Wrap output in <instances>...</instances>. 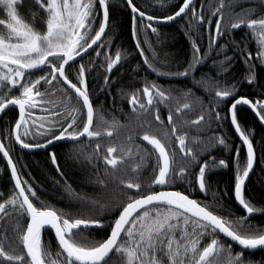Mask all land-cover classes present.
<instances>
[{"label":"snow or ice","instance_id":"snow-or-ice-1","mask_svg":"<svg viewBox=\"0 0 264 264\" xmlns=\"http://www.w3.org/2000/svg\"><path fill=\"white\" fill-rule=\"evenodd\" d=\"M162 2L171 4V0H155L157 4ZM241 3L242 0H218L211 14L205 16L202 9L197 10L193 0H177L171 14L157 16L148 14V0L139 6L134 0H125L132 13V37L140 55L144 57V64L157 75L170 77L191 75L204 57L193 40L192 60L188 66L183 71H162L144 55L139 39L141 33L147 36L149 29L159 35L153 22L186 19L188 31L185 35L214 23V30L209 31L210 45H215L231 30L245 26L258 41L255 58L264 63V11H261L264 0H249V7H240L239 12L235 11ZM34 4L44 14L39 17V21L45 25L43 29L36 27L38 12H32L30 20L21 16L18 11L21 0H0V8L6 13V18L0 19V113L10 107H18L19 110L14 126L10 132L5 130L8 134L0 140V154L6 160L14 181V190L7 200H3L0 194V264H264V261L246 259L243 254V250L264 249V226L253 225L247 216L229 218L214 212L212 208L219 204V197L215 193L213 204H209L173 187L177 180H188L189 167L198 163L202 152L215 148L217 144L227 149L225 137L216 136L213 142H205L199 135L214 121L222 119L220 112L215 110L218 105H212L206 120L203 102L194 104L188 99L190 89L165 88L154 81H145L142 90L136 89L128 99L134 121L127 126L115 119L97 123L86 81V73L90 75L94 65L91 62L87 66L81 63L75 72V82L70 78L72 73L69 70L76 63V58L83 60L81 54L87 55L94 45L97 47L93 50L100 55L111 43L106 30H110L111 9L117 5L111 0H34ZM225 10L234 18L227 24L224 23ZM144 43L151 48L147 40ZM233 46H237L235 41ZM226 47V44L220 45V49ZM246 47L241 49L242 53ZM212 51L218 50L213 48ZM126 56V51L120 49L114 56L105 53L106 73H111ZM252 57L253 54L248 52L245 62L251 63ZM230 61L231 57L225 56L219 62L214 61V64H217L219 71L226 72L224 65ZM254 67H250L247 76L249 82L256 78L252 70ZM33 70L43 71L44 75L32 79ZM103 79L107 85L109 75L105 74ZM54 82L66 86L65 97L61 101L51 99L47 90H40L47 89ZM197 83L203 84L206 89L211 83L216 89L212 99L217 101L230 97L235 90V85L220 88V82L211 78L201 77ZM69 92H74L78 107L69 106ZM176 93L183 95V102ZM37 97L41 99L38 101ZM38 104L51 105L43 109L51 119L41 117L39 127H36L37 120L32 109ZM240 104L250 105L264 122V101L254 103L240 96L233 100L229 109L231 124L246 148L243 164L239 159V148L234 157V196L250 216L264 211V208L254 205L245 195L246 180L256 160V149L238 122L237 106ZM58 105L59 112L56 110ZM161 106L168 110L166 127L160 115ZM197 106L202 111L194 119H189L188 114L195 112ZM150 116L163 127L162 132L159 129L156 132L144 130L153 127ZM125 127L130 130L123 139L114 140V136H118ZM56 128L60 129L58 134ZM190 130H195L196 134L190 135ZM28 137L35 142H26ZM85 137L88 144L94 142V148L90 152L82 148L74 155L90 165L95 160V183L103 190H107L111 183L119 192V203L116 204L107 200L101 202L100 198L86 199L72 193L74 199L87 202L91 208L98 210L87 216H74L40 200L32 185L18 173L10 148L4 143V140H8L11 144L14 140L22 148L35 149L45 148L62 138L80 144ZM138 137L151 145L150 151L137 143ZM105 139L109 141L107 145L102 144ZM174 145L179 146L178 151L185 161L178 171ZM102 147L105 149L103 153ZM153 157L155 163L151 165L150 182L145 183L140 176ZM51 161L60 172L54 153L51 154ZM100 161H103V177L99 174ZM217 167H228V162L209 157V160L198 164L195 183L201 192L206 193L211 189L206 173ZM188 183L191 185L193 181L188 180ZM157 187L160 190H156ZM112 209L118 215H114L108 224L110 233L106 238L96 240L85 235L90 226L102 227L105 221L98 217ZM46 226L54 230L58 242L56 260L49 259L50 253L42 241V230ZM220 234L242 246V250L233 253L232 245L222 240ZM17 247L20 251H16Z\"/></svg>","mask_w":264,"mask_h":264},{"label":"trees","instance_id":"trees-1","mask_svg":"<svg viewBox=\"0 0 264 264\" xmlns=\"http://www.w3.org/2000/svg\"><path fill=\"white\" fill-rule=\"evenodd\" d=\"M111 2L117 6L111 9L110 30L107 32V38L111 43L107 45L104 52L114 56L115 52L120 49L126 51L127 56L118 66L114 67L111 73H106L105 69V73L109 75V82L107 85L105 84L103 88L104 92L98 98L97 104L100 105V108L99 110L96 109V120L104 122L115 119L126 126L130 121H134V113L128 104V99L136 89L142 90L145 81H154L165 88H180L184 91L190 89L191 95L188 99L194 104L198 103V101L203 102L206 120L208 119V110L212 108V105H218L215 110L220 112L222 119L214 121L206 131H201L199 135L205 142H213L216 136H223L226 138L227 149L223 145L217 144L215 148L202 152L198 163L189 167L188 180L193 181V183L189 185L188 180H177L173 187L177 190L190 193L192 198L202 203L213 204V193H215L219 197V204H216L212 208L214 212L229 218L245 216V212L237 205L234 196V157L236 156L237 148H239V159L241 164H243L246 159V150L233 129L229 109L233 100L240 96H244L254 103L257 100L264 101V63L255 58L258 49L257 39L251 35L250 30L245 26H241L218 39L215 45H210L209 31L214 30V23L196 28L189 35H185V32L188 31L186 19H180L165 27H156L159 35L147 30V36L142 33L139 35L144 55L152 60L162 71H183L192 60L193 40L196 41L201 50L200 55L204 57L203 62L197 65L196 69L189 76H159L148 69L143 62L144 57L140 55V50L136 48V41L132 37V13L126 6L125 0H111ZM134 2L139 6L144 4L145 0H134ZM148 2V14H155L157 16L171 14L177 5V0H171L170 5L166 2L157 4L155 0H148ZM217 2L218 0H195L194 6L198 11L202 9L203 14L208 16L211 14L212 9L217 6ZM240 7L247 8V4L242 1L235 11L239 12ZM233 19L230 13L225 10L224 23L227 24L229 20ZM145 40L151 44V48H149L148 44L144 43ZM233 41L236 42L237 46H233ZM221 44H226V49H220ZM245 45L247 47L242 53L241 49H244ZM213 48L218 51H212ZM248 52L253 54L251 63L245 62ZM225 56L231 57V61L224 65L227 71L221 72L217 64H214V61L219 62ZM251 65L255 66L252 70L255 72L256 78L254 81L249 82L247 76ZM201 77L219 81L220 88L235 85V90L230 97L222 101L213 100L212 98L215 95L216 89L211 83H209L207 89L203 84L197 83V81L201 80ZM175 95L178 96L180 102L184 101L182 94L176 93ZM49 97L52 99L50 95ZM38 106H42L43 108L51 107V105L41 104H38ZM42 111L48 113L47 111ZM201 111L197 106V110L188 114V118L194 119ZM160 115L166 127L168 110L163 106H161ZM173 117L174 120L177 119L174 112ZM17 118L18 112L16 109H10L3 115L0 120V140H3L4 136L8 134L5 130L10 132ZM34 118L38 122L36 127H39L40 120L36 117ZM237 118L241 128L249 135L256 149V166L246 185L245 195L254 205L264 208V127L255 115L245 107L237 109ZM48 119L50 120L51 117L48 116ZM149 119L153 121V127L144 130L153 132H156L157 129L160 132L164 130L163 127L155 122L154 117L150 116ZM129 130L128 127L121 129L119 135L114 136L113 139L116 141L122 140ZM193 134H196L195 130H190V135ZM26 142L35 141L31 137H28L26 138ZM4 143L10 148V155L22 179L27 180L32 185L40 200L55 209H62L72 213L74 216H87L98 211L91 208L87 202L81 203L74 199L72 193L79 194L82 197H86V199L100 198L101 202L107 200L113 204L119 203V192L111 183L108 185L107 190H103L100 185L95 183L97 173V168L95 167L96 161L94 160L90 165L82 158L78 159L74 155V153L80 151L82 148L85 151H92L94 142L88 144V139H84L80 144L59 143L50 149L34 153L22 151L16 146L14 140L11 144L8 140H4ZM108 143L107 139L102 141L103 145H107ZM137 143H140L149 151L151 150V145H148L146 141H142L139 137L137 138ZM174 147L177 150L176 165L178 171L179 166H183L185 161L181 158L182 154L178 151V145H174ZM104 150L102 147L101 152L103 153ZM53 153L56 156L60 172H57L56 167L52 164L51 154ZM209 157L215 158L216 161L220 159L226 160L228 167L211 168L207 171V180L211 185V189L205 193L201 192L198 184L195 183V174L199 170L198 164L209 160ZM99 163V174L103 177V161ZM154 163L155 157L149 160V166L140 176L141 181L145 183L150 182L151 165ZM69 188L71 191H69ZM13 190L14 184L9 168L0 154V194H2V199L7 200ZM156 190H159V188L157 187ZM229 214L232 215L229 216ZM114 215H118L115 209L101 214L98 218L105 221L104 225L100 228H90L85 232V235L90 239L96 240L106 238L110 233L108 224L112 221ZM249 220L253 225L264 226V211L255 213ZM9 235L11 236V233ZM220 237L231 244L221 235ZM42 241L50 253L49 259L51 260V256H56L59 251L58 242L51 231L43 233ZM9 250L11 251L12 249L9 248ZM16 251H20V248L17 247Z\"/></svg>","mask_w":264,"mask_h":264},{"label":"flooded vegetation","instance_id":"flooded-vegetation-1","mask_svg":"<svg viewBox=\"0 0 264 264\" xmlns=\"http://www.w3.org/2000/svg\"><path fill=\"white\" fill-rule=\"evenodd\" d=\"M242 1H243V3L247 4V7H249V0H242ZM18 11L21 13V16L23 18H25L26 20H30L31 19V13L32 12H38L36 27L37 28H41V29L45 28V25L42 22L39 21V17L43 16L44 14H43L42 11L38 10V7L34 4V0H21V6L18 7ZM261 11H264V7L261 8ZM4 18H6V13L2 10V8H0V19H4ZM154 27H165V26L154 25ZM107 32H108V30H107ZM96 47L97 46H95L93 49H95ZM93 49L88 51L87 55H85L83 53L81 54L83 56V60H81L80 58H76V63L73 65L72 69H70L69 71L72 73V76L70 78H73V82H75V78H74L75 77V72L79 68L81 63H83L84 65L87 66L89 64V62H91L94 65V68L90 70L91 74L88 75L86 73V81H87L88 90H89V93H90V99L92 100L93 107H94V120L97 123H101L102 122L101 120H98V121L96 120V109L99 110V108H100V105L97 104V101H98V98L102 95V92H104L103 88L105 86V81L103 79L104 75L106 74L105 73V69H106L105 52H104V49H103L102 53L100 55H97L96 51H94ZM101 62H103V67H101ZM45 71H47V69H45ZM40 75H44V72L36 70V71H33V75H32L31 78L35 79L36 77H38ZM41 84H43V81L41 82ZM65 87L66 86L54 82V84L52 86H50V87H47V89L41 88L40 90L42 92L47 90V92L49 93V95L52 97L53 100L61 101L65 97V91H64ZM53 88L56 89L55 92H53ZM39 98L40 97H37L38 101L40 100ZM67 98H68V101H70V104H69L70 107L71 106H76V107L79 106L78 99L75 96L74 92H69L67 94ZM99 102H100V100H99ZM239 107H245V106H238L237 109ZM43 109L44 108L42 106H38L37 108L32 110V112L34 113V117H36L39 120H40L41 117H48L49 114L48 113H44L42 111ZM56 110H57V112L60 111L59 105L57 106ZM84 111L86 113V110H84ZM230 120H231V117H230ZM37 124H38V122H37ZM65 127H67V125H65ZM59 130H60L59 128L55 129L57 134H58ZM84 139H88V138L85 137ZM62 143H73V142H62ZM252 215H254V214H252ZM245 216H247L246 212H245ZM251 216H249L248 219ZM230 243L233 245L232 246V250L234 251V253H235V251H241L242 250V248L240 246H238L236 244H233L232 242H230ZM243 254H244V257L246 259H251V260L256 261V262L264 261V249L258 250V251H254V252L243 250ZM56 259H58L57 255L56 256H53V255L51 256V260H56Z\"/></svg>","mask_w":264,"mask_h":264},{"label":"water","instance_id":"water-1","mask_svg":"<svg viewBox=\"0 0 264 264\" xmlns=\"http://www.w3.org/2000/svg\"><path fill=\"white\" fill-rule=\"evenodd\" d=\"M194 1L195 0H193V3H194ZM130 9V8H129ZM181 18H177L176 20H174V21H171V22H164V21H159V22H153V24L154 25H159V26H168V25H170V24H172V23H174V22H176V21H178V20H180ZM107 31V30H106ZM96 45H94L93 46V48L95 47ZM91 49H89L88 51H90ZM43 67V66H42ZM33 71H36V70H33ZM238 106H245L246 108H248L254 115H255V117L257 118V120L260 122V124L264 127V122H262L260 119H259V117L256 115V112L255 111H253L252 110V108H251V106L250 105H244V104H240V105H238ZM237 106V107H238ZM10 109H16L17 111H18V115H19V110H18V107H10L9 109H7L6 111H4V112H2V113H0V120H1V118L3 117V115L8 111V110H10ZM230 117H231V113H230ZM233 128H234V126H233ZM234 130H235V128H234ZM236 132V131H235ZM236 134H237V136H238V138L240 139V137H239V134L236 132ZM240 141H241V139H240ZM62 142H72L70 139H68V138H62V139H60V140H56V141H53L50 145H48L47 147H45V148H35V149H25V148H22L19 144H16V146L19 148V149H21L22 151H24V152H29V153H34V152H39V151H43V150H46V149H50V148H52L54 145H57V144H59V143H62ZM242 142V141H241ZM245 148V147H244ZM245 150H246V148H245ZM2 155V154H1ZM3 157V156H2ZM4 159V158H3ZM4 161L6 162V160L4 159ZM6 164H7V162H6ZM255 166H256V160H255V163H254V168H253V170L250 172V176H249V178L246 180V185H247V183H248V181H249V179H250V177L252 176V174H253V172H254V169H255ZM9 168V167H8ZM9 171H10V169H9ZM11 174V173H10ZM12 181H13V179H12ZM13 184H14V181H13ZM246 188V187H245ZM237 202V204H238V206L240 207V208H242V206H240L239 205V203H238V201H236ZM243 209V208H242ZM245 211V210H244ZM251 216V215H250ZM247 217H249V214H247ZM83 227V226H82ZM90 228H100V227H98V226H90ZM46 231H51L52 233H53V235H54V237H55V234H54V230H49L48 228H47V226H46V228L44 229V230H42V235H43V233L44 232H46ZM222 237H224L223 236V234H220ZM225 239H227L228 241H230V242H232L233 244H236V245H238L236 242H233V241H231L230 240V238H226V237H224ZM55 239H56V237H55ZM56 241H57V239H56ZM238 246H240V245H238ZM241 248H242V246H240ZM258 250H262V249H255V250H247V251H252V252H254V251H258Z\"/></svg>","mask_w":264,"mask_h":264},{"label":"bare ground","instance_id":"bare-ground-1","mask_svg":"<svg viewBox=\"0 0 264 264\" xmlns=\"http://www.w3.org/2000/svg\"><path fill=\"white\" fill-rule=\"evenodd\" d=\"M124 46V45H123ZM135 89V88H134Z\"/></svg>","mask_w":264,"mask_h":264}]
</instances>
